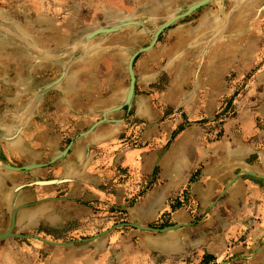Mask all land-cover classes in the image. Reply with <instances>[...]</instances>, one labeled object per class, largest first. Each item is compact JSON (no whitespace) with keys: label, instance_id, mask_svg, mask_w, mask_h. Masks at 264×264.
Masks as SVG:
<instances>
[{"label":"rangeland","instance_id":"374dc122","mask_svg":"<svg viewBox=\"0 0 264 264\" xmlns=\"http://www.w3.org/2000/svg\"><path fill=\"white\" fill-rule=\"evenodd\" d=\"M201 1L0 0V139L13 146L24 143L18 167L36 166L39 155L46 161L54 155V147L42 142L63 150L100 126L114 130L115 139L107 144L114 145L112 151L119 144L129 149L146 144L152 129L162 134L158 138L165 147L188 131L209 147L230 141L227 129L240 130L238 119L264 127V117L255 114L264 101L257 100L264 94V0H212L173 23L136 58L135 93L127 101L130 58L150 46L163 25ZM103 29L113 31L96 34ZM46 164L54 167L56 161ZM31 172H20L26 186ZM155 185L156 176L148 188ZM170 205L172 213L196 210L185 189ZM168 213L161 216L164 226L154 230L173 227ZM117 226L87 228L90 233L83 235L77 232L82 228L69 229L73 232L64 244L78 255H96L98 236L122 228ZM16 235L27 238L2 240L1 251L13 260L0 264H48L50 243L64 245L36 239L47 241L39 231ZM231 257L194 252L180 260L232 264ZM244 258L246 264H264V255Z\"/></svg>","mask_w":264,"mask_h":264},{"label":"crops","instance_id":"0c3cea01","mask_svg":"<svg viewBox=\"0 0 264 264\" xmlns=\"http://www.w3.org/2000/svg\"><path fill=\"white\" fill-rule=\"evenodd\" d=\"M262 98L259 93L257 100ZM256 109L264 117V101ZM237 124L240 130L227 129L230 141L209 147L195 131L165 147L162 134L152 129L146 144L132 149L119 144L112 151L114 145L107 144L114 141V130L104 126L63 150L42 142L54 147V155L47 161L38 156L27 186L25 173L6 167L19 168L24 143L13 146L0 139V235L9 230L15 211L14 233L39 231L41 238L63 244L74 228L84 229L77 231L81 235L120 224L161 228V216L172 213L170 202L185 189L196 210L172 213L168 226L178 228L164 233L118 228L96 241V255L54 245L48 264H185L180 259L194 252L217 259L231 255L232 264H246L244 257L264 255V127L242 119ZM54 161V167H43ZM154 176L158 185L148 188ZM3 244L0 260L12 261L1 251Z\"/></svg>","mask_w":264,"mask_h":264},{"label":"water","instance_id":"95a60500","mask_svg":"<svg viewBox=\"0 0 264 264\" xmlns=\"http://www.w3.org/2000/svg\"><path fill=\"white\" fill-rule=\"evenodd\" d=\"M210 1H212V0H202L201 2H199V3L195 4V5H193L192 7H190L185 13L173 17L170 21H168L165 25H163L155 33L154 39H153L152 43L150 44V46L141 49L140 51L136 52L130 58L129 64H128V69H129V73H130V77H131V82H130L129 92H128V96H127V101L128 102H130L132 100V98L134 97V93H135L136 77H135V73H134V62H135L136 58L140 54L151 50L155 46V44L157 43L160 34L164 30H166L167 28H169L173 23H175L176 21H178L180 19H183V18L189 16L190 14H192L193 12H195L196 10H198L201 7H203L206 4H208ZM110 31H113V30H105V29H103V30L97 31L96 34L108 33ZM104 121H105V119L103 120V122ZM100 123H102V122L97 123V125H99ZM86 134H88V133H86ZM86 134H84V135H86ZM6 167L8 169H10V170L17 171V172H23V171H26V170H32V169H35L36 168V166H29V167H24V168H14V167H11V166H6ZM16 213H17L16 211L13 212L11 226H10L9 230L6 233H3V234L0 235V241L5 240V239H10V238H27L26 236L16 235V234L13 233V230H14L15 224H16ZM125 226L134 227L136 229L143 230V231H152V232H156V233H163V232L170 231V230H173V229H176V228L179 227V226H173V227L165 228V229H162V230H154V229H151V228H148V227L134 226V225H131V224H122V225H119L117 227H125ZM107 233L108 232H104L101 235H99L98 237L104 236ZM35 238L38 239V240H40V241H42V242L50 243V242L45 241V240H42V239H40L38 237H35ZM50 244L58 245V244H55V243H50Z\"/></svg>","mask_w":264,"mask_h":264}]
</instances>
